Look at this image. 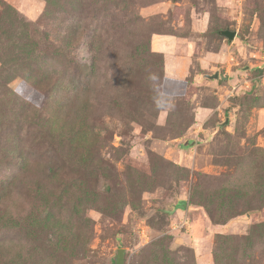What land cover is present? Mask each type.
I'll use <instances>...</instances> for the list:
<instances>
[{"label":"rangeland","instance_id":"obj_1","mask_svg":"<svg viewBox=\"0 0 264 264\" xmlns=\"http://www.w3.org/2000/svg\"><path fill=\"white\" fill-rule=\"evenodd\" d=\"M1 252L264 264V0H0Z\"/></svg>","mask_w":264,"mask_h":264},{"label":"water","instance_id":"obj_2","mask_svg":"<svg viewBox=\"0 0 264 264\" xmlns=\"http://www.w3.org/2000/svg\"><path fill=\"white\" fill-rule=\"evenodd\" d=\"M221 34L227 36L229 38V40H233L236 37L237 32L236 31H231L229 29H226V30H222ZM210 77L211 78H218L219 77V73L216 72L213 75H210Z\"/></svg>","mask_w":264,"mask_h":264},{"label":"trees","instance_id":"obj_3","mask_svg":"<svg viewBox=\"0 0 264 264\" xmlns=\"http://www.w3.org/2000/svg\"><path fill=\"white\" fill-rule=\"evenodd\" d=\"M177 207L181 208V209H184V203H180L179 205H177ZM1 248L4 249V247H1ZM0 254H1L2 257L4 256V254L2 252ZM11 263H12V261H11ZM11 263H9V264H11ZM113 264H122L121 255L120 256L118 255L117 257H115L113 259Z\"/></svg>","mask_w":264,"mask_h":264}]
</instances>
